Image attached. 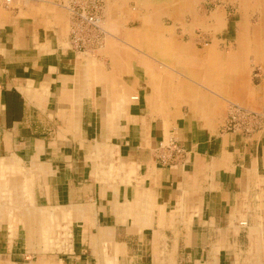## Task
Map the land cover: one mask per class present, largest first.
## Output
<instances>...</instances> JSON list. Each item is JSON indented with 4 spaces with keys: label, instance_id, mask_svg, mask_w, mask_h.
Instances as JSON below:
<instances>
[{
    "label": "crops",
    "instance_id": "1",
    "mask_svg": "<svg viewBox=\"0 0 264 264\" xmlns=\"http://www.w3.org/2000/svg\"><path fill=\"white\" fill-rule=\"evenodd\" d=\"M221 26L224 43L217 49L212 42H174L190 50L187 71L161 70L163 60L154 55L112 56L127 44L111 42L113 49L97 59L100 81L86 85L89 61L70 49L65 11L37 1L0 8V165L17 161L19 170L23 164L36 176L42 207L35 218L85 224L76 230L74 264H91L89 237L98 264L107 241L113 264H235L238 258L251 264L264 254V129L246 135L221 127L229 95L264 93V71L253 86L248 75L239 84L223 73L240 56L243 39L260 29L247 30L240 14ZM132 29L125 28V39ZM223 44L231 50L222 51ZM214 49L221 52L210 91L215 108L180 104L175 98L184 82L197 85L204 73L209 83ZM245 65L247 74L252 65ZM166 134L185 150V161L173 168L157 159ZM110 165L119 167L108 177ZM5 170L0 166L1 178ZM1 238L0 264H21L17 243L8 247Z\"/></svg>",
    "mask_w": 264,
    "mask_h": 264
},
{
    "label": "rangeland",
    "instance_id": "2",
    "mask_svg": "<svg viewBox=\"0 0 264 264\" xmlns=\"http://www.w3.org/2000/svg\"><path fill=\"white\" fill-rule=\"evenodd\" d=\"M32 1L47 2L54 9L60 8L65 11L63 6L67 0H10L8 3H5V0H0V8L29 7ZM233 14H240V21L243 22L247 30L253 28L260 30L258 36H249L243 39V49L240 51V56L228 64L227 71L223 68V73H227L230 79L236 78V82L239 84H243L244 77L248 75L251 86L256 85L261 82V72L264 71V0H105L103 20L106 37L103 46L90 55L77 54L80 59L89 61L84 69V81L86 85L100 81L99 70L103 71L101 68L103 65H99L97 59L103 57V54L108 50L113 49L109 45L111 42L122 46L119 40L125 41L127 46H122L123 48L114 51L112 56H120L121 51L131 59L142 53L154 55L163 60L159 64L161 70L167 67L175 70V67L181 66L180 71H187L184 68H189V65H192L188 61L190 50L184 47L179 50L175 47L174 42L179 41L176 44L180 42L183 44L189 40H196L198 44L203 46L212 42V48L217 49L218 44L224 43L218 41L221 38V30L224 28L221 24ZM200 15L203 18L198 17ZM66 17L68 20L67 13ZM205 17H207L208 23L205 22ZM128 27H133L130 31L133 32L130 36L132 39L130 37L124 38L125 28ZM227 46L228 44L225 47L223 44L221 50H231V45ZM215 49L210 53L212 63L208 64V66H212L209 83L206 84L204 73L202 80L197 85L189 87L184 82L179 87L180 92H177L175 98L181 102L180 104L212 105L215 108L216 95L210 94V91H215L217 69L220 66L216 60V55L221 54ZM177 59L181 60L178 64L175 63ZM171 60L174 62H170ZM245 64L247 66L248 64L252 65V70L246 68L247 74L245 73ZM229 104H236L264 115V93H261L259 97H255L253 93L245 97L229 95L224 104L222 120L226 119ZM221 124L224 125V123ZM168 137L170 136L166 134V142ZM18 165V162L13 160H6L4 164L1 163L0 165L6 168L3 173L4 178L0 177V236L3 238L1 240L8 247L17 243V247L21 251L19 256L21 264L76 263L73 261L75 256L72 253L79 240L76 230L79 234L85 224L76 223V220H72L68 225V222L62 221L60 217L35 218V214L38 216L41 213L38 208L42 207V204H36L34 189L37 178L35 175H29L28 168L23 164H20L22 167L20 170ZM117 166L119 167V165ZM117 166H109L108 177L113 176L114 168L117 169ZM15 167L17 170H13ZM85 209L89 216L95 213L94 207L88 206L84 208V211ZM68 210V208L64 210L52 208L51 213L56 214ZM58 215L60 216V214ZM181 226L187 228L189 225L182 223ZM59 227L66 228L60 230ZM85 246L89 247L87 251L85 250V257L90 260L91 264H98L99 258L92 248V238L87 239ZM110 246V241H107L106 246H103L104 249L102 246L100 248L99 254L102 263L113 264L107 257L112 253ZM251 260H253L251 264H264V254L257 253L251 257ZM235 264H240V258Z\"/></svg>",
    "mask_w": 264,
    "mask_h": 264
},
{
    "label": "built area",
    "instance_id": "3",
    "mask_svg": "<svg viewBox=\"0 0 264 264\" xmlns=\"http://www.w3.org/2000/svg\"><path fill=\"white\" fill-rule=\"evenodd\" d=\"M10 0H5V3ZM105 0H67L63 8L68 16L70 49L76 54H89L98 51L104 44L106 30L104 29ZM137 101L136 96L131 97ZM227 119L222 126L224 132L250 134L264 128V115L229 104ZM159 163L167 167H175L180 161H185V150L173 138L160 145L157 155ZM182 164V163H181ZM242 227L246 222H240Z\"/></svg>",
    "mask_w": 264,
    "mask_h": 264
},
{
    "label": "bare ground",
    "instance_id": "4",
    "mask_svg": "<svg viewBox=\"0 0 264 264\" xmlns=\"http://www.w3.org/2000/svg\"><path fill=\"white\" fill-rule=\"evenodd\" d=\"M68 29H69V27H68Z\"/></svg>",
    "mask_w": 264,
    "mask_h": 264
}]
</instances>
